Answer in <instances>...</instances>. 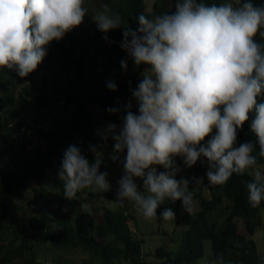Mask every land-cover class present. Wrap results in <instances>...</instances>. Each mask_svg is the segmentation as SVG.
Segmentation results:
<instances>
[{
  "label": "clouds",
  "instance_id": "1",
  "mask_svg": "<svg viewBox=\"0 0 264 264\" xmlns=\"http://www.w3.org/2000/svg\"><path fill=\"white\" fill-rule=\"evenodd\" d=\"M92 1L102 5L93 17V29L97 25L107 40L110 30L122 27V18L113 14L103 0ZM84 3L85 0H0V69L15 70L21 78L28 79L22 86L32 84L27 76L43 61L46 47L70 31L82 29L78 26L88 13ZM170 7H175L171 14L166 12L153 19L140 14L137 28L123 27L121 48L135 65L147 67L142 71L127 68L126 57L121 61L122 68L110 70L109 77L113 80L119 74L122 85L131 74L135 75L140 82L133 92L139 114L108 109L117 112V121L118 114L125 116L121 127L110 117L98 123L96 140L106 152L85 141L97 156V150L111 154L108 146L114 148L110 164H102L99 156L90 162L77 146H69L59 172L65 198L75 199L81 190L90 189L102 195L108 192V200L117 201V207H111L113 211L124 206L127 229L141 245L128 247L114 236L103 244L108 264H160L156 250L175 251L177 246L179 258L174 264H221L222 239L218 235L231 224L236 225L237 235L254 245L252 259L264 264V246L255 240L258 228L264 230V174L255 170L264 163L257 162L253 155L258 145L259 157L264 158V6L252 0L211 6L202 0H177L175 4L172 0ZM152 10L153 5L150 8L147 4L146 11ZM107 87L116 90L114 82ZM122 93L121 108L125 105L130 109L133 101L127 94L123 99ZM250 114H254L250 128L256 144L237 145V129L249 121ZM28 124L33 123L28 120ZM35 131L26 130L28 147L38 145ZM8 148V143L0 144V150ZM118 161L124 175L114 182L107 168L118 167ZM101 165L106 172L100 171ZM186 169L187 175L183 176ZM234 174L244 177L247 204L256 207L255 225L252 210L239 215L232 200L218 201L214 196ZM198 186L203 187L201 196L194 194ZM112 194L116 197L111 198ZM85 196L79 208L92 206L88 216L100 224L104 213L102 216L96 212L98 206H93L99 202ZM214 198L216 207L202 204ZM171 203H175L176 210L165 208ZM158 207L163 210L160 216ZM137 211L144 219L158 222L140 221ZM241 225L247 234L239 233ZM169 241L171 246H167ZM139 247L137 254L134 249ZM119 250L129 252L123 256ZM102 258L93 257V261L97 264L99 259L101 264Z\"/></svg>",
  "mask_w": 264,
  "mask_h": 264
},
{
  "label": "trees",
  "instance_id": "2",
  "mask_svg": "<svg viewBox=\"0 0 264 264\" xmlns=\"http://www.w3.org/2000/svg\"><path fill=\"white\" fill-rule=\"evenodd\" d=\"M173 1L174 4L177 2ZM227 1L232 2L202 0L209 6ZM103 2L109 5L113 14L118 13L122 18V27L110 30L107 40L103 36L105 33L99 31L96 25L94 29L70 31L61 40L51 42L46 47V56L41 64L27 76L33 80L30 85L22 86L23 78L15 70L0 69V144L9 145L7 150H0V264H74L70 256L75 248L90 251L92 257L82 263L78 260L77 264H94L93 257H103L101 264H108L103 244L114 236L128 247L141 245L135 234L127 229L124 206L113 211L104 202V195L93 193L90 189L81 190L75 199L69 200L65 198L64 184L59 178L64 154L70 145L77 146L90 162H94L98 156L87 148L86 140L106 152L96 140V118L100 111L108 112L114 123L118 122L117 112L126 114L127 110H131L139 114L133 92L140 82L134 79L135 75L131 74L122 85L119 74H115L113 80L109 77L110 70L122 68L121 61H125L126 57L129 58L127 68L137 67L136 71H142L141 68L147 67L135 65L121 48L123 27L137 28L140 14L153 19L157 15L175 11V7L171 8L166 0H157L151 13L146 11L144 0ZM252 2L264 6V0ZM98 6L102 5L99 3ZM109 82L116 84L115 91L107 87ZM19 88L21 91H18ZM121 92L133 101L130 109L125 105L124 109L121 108ZM109 108L119 111L109 112ZM253 117L254 114H250L249 121L237 129V145L244 142L256 144V137L250 128ZM28 120L33 124L29 125ZM29 128L38 132L42 144L36 145L32 154L26 145V130ZM253 155L257 157V162L264 163V158L259 157L258 145ZM160 169L164 168L160 166ZM100 171L106 172V169L101 165ZM33 182L38 185L35 199L27 194ZM45 182L58 184L59 193L49 192ZM202 189V186H198L194 194L201 196ZM85 195L101 204L104 217L100 224L88 216L92 206L86 210L79 208ZM214 196L218 201L223 198L232 200L239 215L252 210L253 225L256 224V207L247 204L248 190L242 175H232L219 186ZM114 197L116 195L112 194L111 198ZM215 198L211 202L202 201V204L216 207ZM37 200L43 201L44 205L37 207ZM174 204H168L165 208L172 209ZM173 209L176 210L175 207ZM162 211L158 207L157 216ZM236 230V225L231 224L218 235L222 239L221 264H262L260 259H252L254 245L237 235ZM134 251L139 254L141 249L139 247ZM128 252L119 250L123 256H127ZM155 257L160 264H174L179 258V246L175 251L157 249Z\"/></svg>",
  "mask_w": 264,
  "mask_h": 264
},
{
  "label": "rangeland",
  "instance_id": "3",
  "mask_svg": "<svg viewBox=\"0 0 264 264\" xmlns=\"http://www.w3.org/2000/svg\"><path fill=\"white\" fill-rule=\"evenodd\" d=\"M145 1L148 4V6L151 8L155 0H145ZM166 2L170 6H172V0H166ZM84 7H86L88 9V13L85 15L84 20H83V23L80 24L78 27L79 28H91V29H93V24H95V21H94L93 17L95 15H97L102 10V7L96 6L94 4V1H92V0H85ZM26 80H28V79H23L22 80V83H26ZM29 80H30L29 83H31V79H29ZM121 97L123 99H126V96L124 95V93L121 94ZM124 116L125 115H123V114H118V123H117V126L118 127H121L122 126V124H123V117ZM97 120H98V123L99 122H102V121L103 122H106L107 120H110V118H109V116H108L107 113L102 112L100 115H98ZM111 124H114V123H111ZM38 144H41L39 138H38ZM34 145H35V143H34ZM34 147L35 146H33V145H30L28 147V149H29L28 151L31 152V154H32V152L35 149ZM108 150H109V152L111 154H109V153L108 154H103V153H99L100 151H98V150L96 151L97 154H98V156H99V158L102 161V164H104V165H107V164H110L111 163L110 162L112 160L111 157L114 154V148H111L110 146H108ZM118 155H119V158H121V156L123 155V153H120ZM31 159L33 160V157H31ZM177 159H178V157H176V160ZM116 165H118V167H116V168L115 167L107 168V173H108V177H109V179L111 181L119 182V180L124 175V169H123V166L121 165L120 161H118ZM255 171H260L262 174H264V166L261 167L260 169H256ZM182 172H184L183 176H186L187 175V169L186 170H183ZM33 183H34V184H32L33 187L29 189V191H28L27 194L32 199H35V196L38 195V193L36 191L38 189V185L35 182H33ZM44 185L48 189L49 192L54 193V194L59 193L60 187L56 183L45 182ZM103 194L105 196H107V198H103L105 200L104 202L105 203L107 202L110 207L116 208L117 207V201L116 200H108V197L110 196L108 192H105ZM84 198H86V196ZM51 200L53 201V199H51ZM43 205H44L43 204V201L37 200V203H36V206L37 207H41ZM97 206H98V208L96 209V212H99L103 216V209L100 207V204H98ZM93 216H95V215H93ZM136 216H137V218L140 221H144V222H147L149 224L151 222H154L155 224L158 222V220H154V219L153 220H146V219H144V217L142 216V214L139 213L138 211L136 213ZM239 228H240L239 233H241V234H247V230L244 227V225H241ZM255 240L259 243V245L261 247L264 246V230H263L262 227H259L258 228V232L256 233ZM42 245L43 244H41V246ZM171 245H172V241H169L168 244H167V246H171ZM263 249L264 248H262V250ZM57 252L58 253H61L59 251H57ZM70 257L72 258L71 260L74 261V264H77L76 262L78 260L79 261L81 260V263H82V262H85L88 258H91V257H89V252L88 251H86L84 249H80V248L72 249L71 256ZM98 260H96V263L97 264H98ZM147 262H149V261H147ZM94 264H95V262H94Z\"/></svg>",
  "mask_w": 264,
  "mask_h": 264
}]
</instances>
